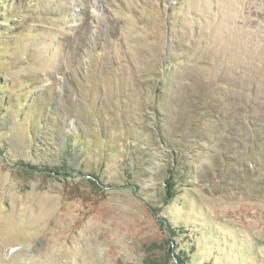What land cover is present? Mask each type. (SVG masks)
I'll list each match as a JSON object with an SVG mask.
<instances>
[{"label": "rangeland", "instance_id": "rangeland-1", "mask_svg": "<svg viewBox=\"0 0 264 264\" xmlns=\"http://www.w3.org/2000/svg\"><path fill=\"white\" fill-rule=\"evenodd\" d=\"M169 245L264 264V0H0V264Z\"/></svg>", "mask_w": 264, "mask_h": 264}, {"label": "trees", "instance_id": "trees-1", "mask_svg": "<svg viewBox=\"0 0 264 264\" xmlns=\"http://www.w3.org/2000/svg\"><path fill=\"white\" fill-rule=\"evenodd\" d=\"M168 173H169V176L165 179V187H166L165 199H166V201L171 200L174 197L175 193H176L175 192V186H174V180L172 179V173H170V171ZM93 182L95 183V181H93ZM162 224L165 225V227L169 228L168 225H167L168 224L167 222L165 223V222L162 221ZM169 242H171L170 239L168 240V243ZM168 247H169L168 255L169 256H173L174 255L173 254V251H174L173 246L169 245ZM174 256L176 258V263L175 264H188L187 261H186V258L184 256H182V255H174Z\"/></svg>", "mask_w": 264, "mask_h": 264}]
</instances>
